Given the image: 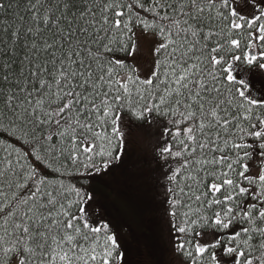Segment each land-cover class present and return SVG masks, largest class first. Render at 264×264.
Listing matches in <instances>:
<instances>
[{"label": "snow or ice", "instance_id": "snow-or-ice-1", "mask_svg": "<svg viewBox=\"0 0 264 264\" xmlns=\"http://www.w3.org/2000/svg\"><path fill=\"white\" fill-rule=\"evenodd\" d=\"M246 4L0 0V264H125L89 187L125 155V117L160 129L182 264H264V96L247 79L264 0ZM148 37L142 76L125 57Z\"/></svg>", "mask_w": 264, "mask_h": 264}, {"label": "rangeland", "instance_id": "rangeland-1", "mask_svg": "<svg viewBox=\"0 0 264 264\" xmlns=\"http://www.w3.org/2000/svg\"><path fill=\"white\" fill-rule=\"evenodd\" d=\"M240 7L244 9L247 7L246 0H239L238 9H240ZM140 45L134 57L127 58L134 62L137 70L143 76L150 72L154 66L153 39L148 37L146 40L140 42ZM247 79L253 94L255 96H264V72L252 70L249 72ZM155 133L160 135V129L156 125H154V130H152V133L148 134V136L153 138ZM145 140L146 136L143 130H136L131 137V149H142V144L145 143ZM145 146L146 144L144 147ZM138 166L139 169L142 167L140 164ZM146 166L149 169L153 168L152 164H147ZM157 176L158 173L151 174L153 180ZM123 178L124 181L128 182L127 176H123ZM123 178L121 180H123ZM97 186H105V184L98 183ZM122 186L121 192H116L107 186L105 187L110 194L109 212L103 209L100 215L111 223L114 231H118L122 250L125 251V264H179V260L173 254L174 249H171L162 242L158 243V245L155 244L151 246L155 251L154 256H151L147 251L141 252L140 250H145L148 247L146 243L147 237L143 235V233L146 234L148 231L129 219L130 215H136L134 217L144 215L151 219L152 212L157 205L148 197L161 195V187L152 184L141 185L142 187L133 189L131 187H125L124 182ZM103 195L106 196L105 193ZM157 212H159L158 209H156L155 213Z\"/></svg>", "mask_w": 264, "mask_h": 264}, {"label": "trees", "instance_id": "trees-1", "mask_svg": "<svg viewBox=\"0 0 264 264\" xmlns=\"http://www.w3.org/2000/svg\"><path fill=\"white\" fill-rule=\"evenodd\" d=\"M244 8L240 7L239 10H242ZM126 63L129 65L135 66L134 62L127 57H125ZM136 67V66H135ZM237 76H239V73H237ZM238 86V85H237ZM249 91H251L249 87ZM252 92V91H251ZM253 93V92H252ZM128 129L130 130V134L132 137V134L136 130H143L144 135L146 136L145 143L142 144V149L139 148H133L131 149L130 143L126 141L125 143V155L121 158V161L119 164L114 165L107 173H101L98 176L91 178V183L89 185L90 190L93 191L95 204L93 205V210L98 209L99 213L101 214L103 209L106 210V212H109V206H110V194L106 190V186L116 192H121V187L123 182L125 184V187H131L133 189H136L138 187H142L141 185H158L161 187V195L159 196H149V199H152L154 204L157 206L152 212V218L149 219L148 217H145L144 215L140 217H134L136 215H130V220H133L136 222L139 226L144 227L148 233H143V235H146L147 237V244L148 247L145 250H140L141 252L147 251L150 253L151 256H154L155 251L153 248H151L152 245H155L160 242L166 244L171 249H174L173 247V237L174 233L171 231V226L169 223V217L166 214L167 210V203L165 202L166 197L164 195V188H163V179L160 174V166L159 161L155 154V148L157 146L159 136L155 133V136L153 138L149 137L148 134L152 133V130H154V125H139L135 121L128 120L126 117L124 118ZM133 132V133H132ZM6 136V134H2ZM12 143H16L17 146H19V143L12 138ZM146 146L144 147V145ZM142 166L139 169V165ZM147 164H152L153 168L149 169L147 168ZM152 173H158V176L153 180L151 177ZM123 176L128 177V182L124 181ZM123 178V180H121ZM98 183H104L105 186L98 187ZM140 190V189H139ZM153 192V191H149ZM106 194L104 196L103 194ZM114 205V204H113ZM156 209L159 210V212H156ZM102 219H104L101 216ZM106 220V219H104ZM108 222V220H106ZM110 227H112L111 223L109 222ZM154 252V253H153ZM174 256L179 260V264H182V260L184 259L182 256H180L179 253H177L174 249L173 252ZM163 262V261H162ZM162 264V263H160Z\"/></svg>", "mask_w": 264, "mask_h": 264}]
</instances>
